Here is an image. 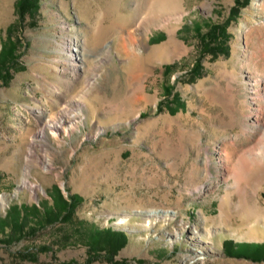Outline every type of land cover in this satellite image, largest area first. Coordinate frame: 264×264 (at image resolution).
Masks as SVG:
<instances>
[{"label": "rangeland", "instance_id": "374dc122", "mask_svg": "<svg viewBox=\"0 0 264 264\" xmlns=\"http://www.w3.org/2000/svg\"><path fill=\"white\" fill-rule=\"evenodd\" d=\"M182 1L181 17L158 22L141 0H38L23 18L0 0V50L18 53L0 77V264H113L100 251L111 231L126 236L113 258L132 264H264L235 254L264 244L252 215L264 179L247 156L264 141V0L239 9L216 56L200 34L234 0ZM54 187L80 200L39 227Z\"/></svg>", "mask_w": 264, "mask_h": 264}, {"label": "trees", "instance_id": "16d2710c", "mask_svg": "<svg viewBox=\"0 0 264 264\" xmlns=\"http://www.w3.org/2000/svg\"><path fill=\"white\" fill-rule=\"evenodd\" d=\"M249 0H234V4L230 8V12L226 20L222 23H212L209 25L207 30L205 32H201L200 39L202 42V53L208 52L211 54V56H216L220 53L227 54L229 52V32L226 30V27L231 19H233L236 14L238 13L239 9L248 3ZM37 2L38 0H16V12L19 18H23L26 12H32L37 9ZM197 28V31H200V26L198 24L195 25ZM9 41L8 43L3 45V48L0 50V65L2 62H7V64H14L13 62L16 61L18 57V53H15V46L10 45ZM10 58V61L9 59ZM199 58V57H198ZM9 64L5 66V68L0 69V77L5 80L10 73L9 71ZM10 65V66H11ZM169 67V64H166L165 68ZM201 68L200 58L196 60V63L193 64V66L190 68V72L199 71ZM3 70V73L1 75V72ZM5 75V77H4ZM9 77V76H8ZM165 90H167V94L170 93V88L166 87ZM177 102L175 101V94L171 97V103ZM55 191H52L53 199L52 203L50 205L45 206L42 209L43 218L40 224L38 226L45 227L49 226L57 221H65L70 217V214L72 210L74 209L77 202L80 200L79 196L76 194H70L69 198L70 201H67L63 198L60 190L57 187H54ZM25 207V206H24ZM20 208L21 205L18 206L17 204H13L10 208V212H8V216L10 219H12L15 222V225H18V228L22 229V223L26 222V219L20 215ZM26 209V207H25ZM36 210V205L32 206L31 211ZM27 216L31 217V215L27 214ZM3 225V221L0 220V226ZM96 236H99L97 233ZM104 237L106 241L110 245V249L105 250L101 249L100 251L104 250V255L102 257L104 259L110 260L113 264H132L127 260H115L113 257L115 256L116 252L123 247V245L126 243V236L123 234V232L118 231H111L110 233L106 232L104 234ZM230 241V240H229ZM231 243L230 242H226ZM256 245L254 254H246V253H235L239 256H246L250 257L254 260H262L264 259V244H257ZM99 251V252H100ZM99 252H97L99 254ZM94 257H98V255ZM234 253V252H230ZM258 253V254H257ZM91 254H89V257Z\"/></svg>", "mask_w": 264, "mask_h": 264}, {"label": "bare ground", "instance_id": "6f19581e", "mask_svg": "<svg viewBox=\"0 0 264 264\" xmlns=\"http://www.w3.org/2000/svg\"><path fill=\"white\" fill-rule=\"evenodd\" d=\"M142 2V7L143 10L148 13H152V17L151 20L152 21H160V19L164 16H166L167 18H171V17H181L183 12H185V8L183 5V1L182 0H141ZM140 3H138L137 1L135 2V4L133 5V8L135 11L140 9ZM146 16V14H145ZM148 16V15H147ZM138 17V16H137ZM165 18V17H164ZM163 18V19H164ZM142 23V20L140 22V24L137 22L132 23L131 25H129V28L131 29V32H134L135 34H137V32L140 31V25ZM151 23V22H150ZM144 38L141 39V43L142 45L145 44V41L143 40ZM124 39L121 40V44L123 42ZM132 40V38H131ZM74 50L72 47H69L68 52L71 55V61L73 62L74 67L78 68V64H77V59L78 61L82 62L84 56L83 54H78V53H74ZM80 55V56H79ZM80 67V66H79ZM144 91V87L140 84H138L135 88H134V92L135 93H143ZM51 125L54 128H58V124L54 121L51 120ZM40 134H43V130L41 129ZM263 136H264V127H263ZM247 156L249 158H251V165L253 167H257L259 172H258V178L260 179H264V163H263V158H264V141L261 142L258 146L255 147L254 150L247 152ZM254 209L252 212V215L255 216L256 218H260L264 220V208L257 206V205H253ZM249 217V216H248ZM226 221V214L221 211L217 223H222ZM253 235H255L254 231L250 229V231H246L240 234V237H245V238H249L250 236L253 237Z\"/></svg>", "mask_w": 264, "mask_h": 264}]
</instances>
